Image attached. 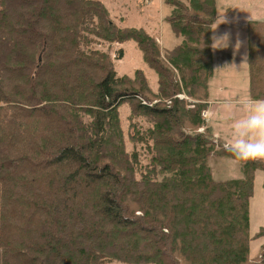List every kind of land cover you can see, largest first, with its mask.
Masks as SVG:
<instances>
[{
	"label": "trees",
	"instance_id": "obj_1",
	"mask_svg": "<svg viewBox=\"0 0 264 264\" xmlns=\"http://www.w3.org/2000/svg\"><path fill=\"white\" fill-rule=\"evenodd\" d=\"M165 2L180 40L161 51L101 0H0V264H264V243L250 257L264 227L249 229L264 160L218 181L209 164L235 160L201 114L216 0ZM246 36L249 95L264 98V21ZM126 41L155 89L98 48Z\"/></svg>",
	"mask_w": 264,
	"mask_h": 264
},
{
	"label": "rangeland",
	"instance_id": "obj_2",
	"mask_svg": "<svg viewBox=\"0 0 264 264\" xmlns=\"http://www.w3.org/2000/svg\"><path fill=\"white\" fill-rule=\"evenodd\" d=\"M105 6L108 8L111 14L113 21L119 26L134 27V28H144L154 36L155 41L157 42L160 50L162 51L165 48H171L173 45L179 42L180 39H177L172 34L169 25L165 22V16L169 14L171 7L167 5L165 0H101ZM258 0H216V17L212 23V28L215 26L217 20L222 15L226 18H230V22L221 23L217 26L215 30H222L223 25L224 29L228 27L229 24L234 23L235 27L233 30H229V47L228 49H218L212 50V57L214 58V63L219 67L220 64H224L226 67L228 64L231 67V74H223L222 69L220 70L216 67V75L214 76V71L212 77L208 80L211 91L217 96L218 83L217 79L221 78L222 82H225L227 85H236L238 87L239 95L235 96L233 92H226L221 97L224 99H237L240 95L245 98V84L248 86V75H247V59L243 60L246 55L245 43L242 41V37H245L244 32L239 29L240 21L242 24H245L243 21L244 15H253L257 19H264V14L259 12V9L253 7V3H258ZM264 1V0H262ZM211 28V29H212ZM224 33V32H223ZM218 34V32L214 33ZM219 34H222L220 32ZM241 36V38H240ZM240 41V47L233 53L232 45L236 41ZM98 48L102 50H108L111 58L114 61V66L116 73L118 75H131L136 69H141L147 77L148 83L150 86L155 87L157 77L152 69H150L142 60V55L139 49L135 46L133 41H126L123 43H113L108 44L104 43ZM122 49L123 57L121 59L117 58L118 49ZM222 55H231L228 60H223ZM235 64L236 66H233ZM213 65V64H212ZM245 68V71H244ZM214 76V77H213ZM212 94V92H211ZM177 98H184L187 100L189 97L186 96L183 92H180L175 95ZM210 93H208V98ZM233 97V98H231ZM167 103L169 101H166ZM206 111V109H205ZM121 116L123 118V126H127L125 121V116L127 114V107L120 108ZM204 112V111H203ZM203 112L201 113L203 115ZM211 117L210 112L206 111L204 115V120L206 124L211 129ZM217 116H214L216 118ZM221 117V116H220ZM209 120V121H208ZM223 120V117L221 118ZM223 127H226V121H223ZM127 129V128H126ZM125 129V131H127ZM128 141V140H127ZM129 143V145H128ZM131 143L127 142V148L130 149ZM144 155V156H143ZM148 154L144 151L141 157V164L146 163ZM211 174L215 180H226L234 179L240 175V165L237 161L229 157H218L211 158L209 161ZM261 171L258 170L257 175L254 177L253 183V194L249 202V229L250 233H253L259 222H264V186L261 185ZM139 213V212H138ZM260 239L264 237L251 241L250 243V257L256 258L260 253ZM264 243V242H263ZM262 243V244H263ZM119 264V263H112Z\"/></svg>",
	"mask_w": 264,
	"mask_h": 264
},
{
	"label": "clouds",
	"instance_id": "obj_3",
	"mask_svg": "<svg viewBox=\"0 0 264 264\" xmlns=\"http://www.w3.org/2000/svg\"><path fill=\"white\" fill-rule=\"evenodd\" d=\"M227 23L222 15L218 18L215 27ZM209 47L212 50L226 49L229 47V34H213L210 37ZM233 53L239 49L240 41L232 45ZM243 60H246V55ZM236 66L235 64H232ZM223 119L228 123L229 142L225 150L231 153L237 162L248 160H264V98L247 97L239 102L237 114L232 105H225Z\"/></svg>",
	"mask_w": 264,
	"mask_h": 264
},
{
	"label": "crops",
	"instance_id": "obj_4",
	"mask_svg": "<svg viewBox=\"0 0 264 264\" xmlns=\"http://www.w3.org/2000/svg\"><path fill=\"white\" fill-rule=\"evenodd\" d=\"M258 3H253L252 6L256 7L259 9V12H261L262 14H264V1L262 0H258ZM243 21L245 22V24H242V21H240V26L239 29L241 31L244 32L245 37H242V41L243 43H245V50H246V59H247V36H246V23L250 20H255V21H264V19H256L255 16L253 15H244L243 17ZM230 18H226L227 22H230ZM215 27V26H214ZM213 27V28H214ZM235 27L234 23H231L228 25L227 28L224 29V25H223V29L222 30H215L212 28L211 26V36L218 32L217 35H219L220 32H228L229 30H233V28ZM241 38V36H240ZM177 44V43H176ZM175 44V45H176ZM174 46V45H173ZM172 46V47H173ZM228 49V48H226ZM213 56V55H212ZM230 60H231V55L229 56ZM228 55H222V59L223 60H228L229 59ZM219 67L214 63V58H213V71H214V76L216 75V67H218L220 70L222 69L223 74H231V67L228 64L226 67H224V64H220L219 62ZM245 71V68H244ZM247 75H248V63H247ZM213 76V77H214ZM248 77V76H247ZM217 83H218V89H217V96L219 97H215V94L213 93V91H211L210 89V85L208 84V93H210V97L208 98L207 101V107H206V111L210 112L211 117H210V121L212 122L210 127L211 129L208 127V124H206V120H205V125L210 129L212 135L214 136L215 139H218L220 141H222L225 145L229 142V135H228V123L226 124V127H223V124L225 121L224 119L221 120V118L224 116V107L225 105H232L234 107L235 112L238 114L239 113V102L244 99L241 95L240 97H238L237 99H224L223 96L224 94H226V92H233L234 91V95L238 96L239 92H238V87L236 85L232 86V85H227L225 82H222L221 78L217 79ZM247 84H245V98L249 97V77H248V86L246 87ZM156 87V86H155ZM155 87H152V89H155ZM212 92V94H211ZM233 98V97H231ZM214 116H217L216 118H214ZM221 116V117H220ZM208 120V121H209ZM235 161V160H234ZM240 169V168H239ZM258 171H256L257 175ZM261 185H262V178H263V173L261 172ZM241 176V172L240 175L238 177ZM235 177V178H238ZM227 179V178H226ZM260 227H264V222H259L257 224V227L255 229V231L253 233H255ZM252 233V234H253ZM260 246L262 245V243L264 242V239H260Z\"/></svg>",
	"mask_w": 264,
	"mask_h": 264
},
{
	"label": "built area",
	"instance_id": "obj_5",
	"mask_svg": "<svg viewBox=\"0 0 264 264\" xmlns=\"http://www.w3.org/2000/svg\"><path fill=\"white\" fill-rule=\"evenodd\" d=\"M205 113H206V111L203 112V117H204Z\"/></svg>",
	"mask_w": 264,
	"mask_h": 264
},
{
	"label": "water",
	"instance_id": "obj_6",
	"mask_svg": "<svg viewBox=\"0 0 264 264\" xmlns=\"http://www.w3.org/2000/svg\"><path fill=\"white\" fill-rule=\"evenodd\" d=\"M39 60H40V57H39Z\"/></svg>",
	"mask_w": 264,
	"mask_h": 264
}]
</instances>
